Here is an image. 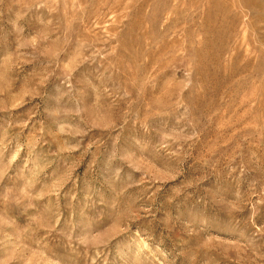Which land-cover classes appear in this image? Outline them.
<instances>
[{
	"label": "rangeland",
	"instance_id": "1",
	"mask_svg": "<svg viewBox=\"0 0 264 264\" xmlns=\"http://www.w3.org/2000/svg\"><path fill=\"white\" fill-rule=\"evenodd\" d=\"M0 264H264V0H0Z\"/></svg>",
	"mask_w": 264,
	"mask_h": 264
}]
</instances>
